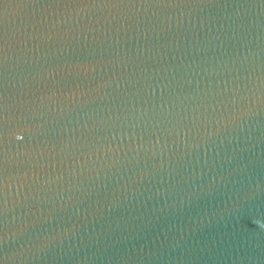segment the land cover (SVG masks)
Listing matches in <instances>:
<instances>
[{
	"label": "water",
	"instance_id": "obj_1",
	"mask_svg": "<svg viewBox=\"0 0 264 264\" xmlns=\"http://www.w3.org/2000/svg\"><path fill=\"white\" fill-rule=\"evenodd\" d=\"M0 264H264V0H0Z\"/></svg>",
	"mask_w": 264,
	"mask_h": 264
}]
</instances>
